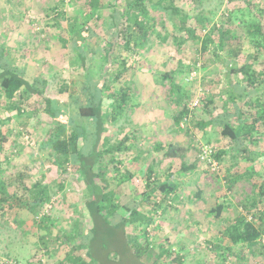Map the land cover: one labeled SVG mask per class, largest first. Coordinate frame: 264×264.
I'll list each match as a JSON object with an SVG mask.
<instances>
[{
  "label": "rangeland",
  "instance_id": "374dc122",
  "mask_svg": "<svg viewBox=\"0 0 264 264\" xmlns=\"http://www.w3.org/2000/svg\"><path fill=\"white\" fill-rule=\"evenodd\" d=\"M84 1L0 0V46L7 44L11 47V60L26 72L25 75L31 82L36 77L48 80L46 95L63 104H69L70 98L67 93H61L60 87L75 78L83 83L85 76L84 69L75 61V54L70 47L63 46L59 39L61 34L68 32V21L64 20L58 27L54 15L61 9L68 18L75 15L84 17L89 12L83 6ZM129 1L132 0L117 1L121 11ZM249 1L253 3L251 6H264V0H202V3L204 13L217 25H229L226 19L228 13L233 12L237 17L234 23L241 31L238 19L242 18L241 12L248 14ZM176 2L193 16L202 10L196 0ZM111 12V8L105 6L98 13L101 18L95 16L97 21L91 20L89 25L99 31L100 40L104 37V41L113 43L110 53L112 59L115 57L113 64H117L107 65L109 73L122 70V67L119 68L122 56L128 57L127 70L120 80L109 81L113 87L130 86L131 100L125 115L118 121L108 122L106 127L111 143L129 135L127 144L132 143L135 147L128 153L126 150L115 153L116 159H121L123 163H118L117 167L112 162L108 167L112 186L119 194V202L127 203L144 191L145 185L141 183L149 167L154 168L158 181L173 175L172 178L179 186L175 195L171 194L172 198H168L171 199L168 206L164 203L154 207L157 196L162 195L156 190L154 198L141 208L154 215V222L148 231L154 243V254L148 261L153 260L158 244L164 242L168 247L172 245L175 250L180 251L184 257L181 264H264L263 246L257 245L252 253L248 246L233 245L224 234L238 215L247 212L242 207L243 201L251 199L258 191L253 180H264V127L255 136L256 143L252 146L255 160L250 161L235 149V144L229 138L221 135L220 126L208 124L212 117L219 115L227 107L233 111V101L227 92L230 80L236 83L241 74L233 75L231 79L228 75L232 67V55L220 48L217 55L214 54L213 43L206 56L199 49L193 54L191 50L180 49L172 38L163 43L160 37L154 35L147 48L141 52L133 56V53L125 54L122 51L123 55L119 56L121 50L118 40L112 37L111 32L106 31L103 23ZM159 19H163V16ZM190 22L196 26L199 36L205 35L206 31L197 24L195 18ZM168 25V32L183 35V31L173 26V22ZM243 45L242 58L237 59L238 62L233 60L238 65L243 64L246 61L244 56L253 50L248 39ZM99 53L95 59L98 64H102L99 65L102 68L99 67L98 70L102 73L107 56L102 50ZM172 67L184 70L174 78L178 87L177 94L185 95L181 103L177 102L178 99L175 100L176 95L171 92L170 79L163 80V75ZM93 71L94 74L99 73L96 69ZM217 78L220 79L218 88L213 84ZM24 95L22 99L21 96L17 97V101L27 111L22 116L17 115L16 110H10L7 107L9 103L0 95V118L4 120L3 130L8 137L4 144L0 143V182L7 183L10 193L15 191V179L20 173L25 175L29 186L37 181L50 185L49 191L53 198L49 213L56 219L57 227L69 230L76 219L85 220V226L88 227L89 218L83 202V181L74 173L73 166L70 170L73 173L61 175L57 158L46 142L51 119L43 112L44 99H37L28 92ZM260 96L264 101V93ZM185 100L189 103L191 112L187 120L177 124L175 116ZM197 100L199 102L195 106ZM35 107L40 110L39 113L34 111ZM232 121L235 122L236 119ZM158 145L166 148L172 145L178 148V154L169 157L164 150L156 149ZM205 145H212L214 150L227 151L221 160H216L219 163L217 169L201 160L200 153ZM183 163H195L196 167L184 171L181 170ZM129 164L132 165L134 177L125 185H120L117 168L122 171ZM237 165H241L242 174L251 165L258 174L251 178L245 175L231 188L227 178L234 174ZM61 177H66L67 180L63 191L58 189ZM24 195L22 192L16 197L24 199ZM18 200L14 201L16 205L12 208L8 204L0 206V264H37L36 259L41 257L38 255V249L42 246L40 236L45 232L37 228L35 216L22 204L18 205ZM217 203H223L225 207L219 218L211 212V208ZM259 203L260 208H264V202L259 200ZM56 232L54 230V235ZM218 237L222 242L221 247L216 246ZM52 238L49 240L52 252L48 258L51 262L59 261L66 253V246L60 245L55 236ZM43 257L46 258L45 255Z\"/></svg>",
  "mask_w": 264,
  "mask_h": 264
},
{
  "label": "trees",
  "instance_id": "16d2710c",
  "mask_svg": "<svg viewBox=\"0 0 264 264\" xmlns=\"http://www.w3.org/2000/svg\"><path fill=\"white\" fill-rule=\"evenodd\" d=\"M117 1L85 0L83 6L85 9L88 8L89 12L84 17L75 15L68 18L61 9L54 15L58 27L64 20L68 21V32L61 34L59 39L63 46L70 47L76 56L75 61L84 69L83 83L75 78L60 87L61 93L68 94L69 104H63L58 99L47 96L48 80L36 77L31 82L26 77V72L11 60V47L7 44L0 46V95L9 103L7 107L12 111L16 110V114L22 116L27 111L25 106L17 101V97L21 96L22 99L27 92L36 96L37 99L43 97L45 102L43 112L51 119V129L46 142L57 158L61 175L71 173L73 166L74 173L83 181V202L87 209L89 226H85V220L76 219L69 230L59 229L56 219L49 213L53 198L49 191L50 185L37 181L33 186H29L25 175L20 173L15 179L17 183L13 182L15 191L10 193L7 183L0 182V206L8 204L12 208L16 205L14 201L19 198L17 204L25 206L35 216L37 228L45 232L40 236L42 246L38 249V255L41 257L36 259L37 264L182 263L184 257L180 251L175 250L172 245L168 247L164 242L158 244L153 260L148 261L154 254L152 253L154 243L148 232L154 222V215L141 210L145 203H149L154 198L153 193L156 190H159L162 195L157 196L154 207H159L164 203H166L165 206L171 204V199L168 198H172L170 195H175L179 188L172 178L173 175L163 181H158L154 175V168L149 167L141 183L145 185L144 191L124 204L119 202V194L113 188V181L108 175V167L112 162L117 167L118 163H123L121 159H116L115 153L123 150L128 153L135 148L134 144H127L129 135L116 143H111L106 124L118 121L125 115L131 100V87H113L109 79L120 80L127 70L128 57L125 55L123 57V52L136 55L147 48L154 35L160 37L163 43L172 38L179 44L180 49L191 50L193 54H196L199 49V52L206 56L213 43L215 45L214 54L217 55L220 48L226 49L232 55V67L228 75L231 79L233 75L241 74V78H237L236 83L230 80V90L228 89L227 92L233 101V111L227 107L225 111L212 117L208 124L220 126L221 135L229 138L244 158L250 161L255 160L252 146L256 143V134H259L264 127V101L260 99V94L264 93V6H251L252 1L248 2V14L241 12L242 18L238 19V26L242 27L240 31V27L238 29L237 24L234 23L237 17L231 11L226 19L229 25L213 23L204 13L202 0H196L202 10L195 16L182 9L176 0H132L127 2L123 11L118 7ZM105 6L111 8L112 12L103 23L106 31L111 32L112 37L117 38L121 50L119 56H122L119 65L122 70L111 73L106 67L111 63V65L117 64H113L115 57L112 59L110 53L113 43L104 41V37L100 40L99 31L89 25L91 20L97 21L95 16L101 18L98 13ZM161 16L163 19H159ZM192 18H195L197 24L206 31L205 35L197 34L196 26L190 22ZM169 22L179 27L183 35L168 32ZM246 39L253 50L244 56L246 61L238 65L233 60L237 61L242 58L243 43ZM101 50L106 52L105 56H107L105 70H101L102 73L98 71L99 65L102 64H98L95 59ZM93 69L99 73L94 74ZM183 72L182 68L172 67L163 75V80L170 79L172 82L171 92L176 95L175 100L178 99L179 103L185 95L177 94L178 87L174 78L176 74ZM213 84L218 88L220 79L217 78ZM240 101L243 103L240 104ZM34 111L40 112L36 107ZM190 112L189 103L187 104L185 100L183 107L175 116L177 124L187 120ZM233 119L236 121L233 122ZM3 125L4 120L0 118L1 144L8 140ZM156 149L164 150L169 157H175L178 154V148L172 145L168 148L158 145ZM226 152V150H214L212 156L215 160H221ZM195 167V163L189 165L183 163L181 170L187 171ZM241 169V165H237L234 174L227 178L231 188L238 184L245 175L251 178L258 174L253 165L244 174L241 173ZM117 171L118 174L120 173L117 178L120 185H125L134 177L131 164L126 165L122 171L117 168ZM61 179L62 182L58 184V189L63 191L67 180L66 177H61ZM253 184L258 191L252 195L251 199L243 201L242 207L247 212L238 215L224 232L233 245L248 246L252 253L255 252L254 247L257 245L264 247L262 241L264 208L259 206V200L264 202V180H253ZM22 192L25 194L24 199L16 197ZM224 208L223 203H217L211 208V212L219 218ZM54 230L57 231L55 235ZM53 236L60 245L66 246V253L59 261L51 262L48 258L52 252L49 240L53 239ZM216 246H222L220 237L217 238ZM29 264L32 263L29 262Z\"/></svg>",
  "mask_w": 264,
  "mask_h": 264
},
{
  "label": "built area",
  "instance_id": "2783aa9c",
  "mask_svg": "<svg viewBox=\"0 0 264 264\" xmlns=\"http://www.w3.org/2000/svg\"><path fill=\"white\" fill-rule=\"evenodd\" d=\"M198 102L199 101L197 100L194 105L196 106L198 104ZM213 151H214V148L212 145H205L201 150L200 156H201V160H203V161L205 160L206 162H208L212 165L213 169H217L219 167V163L212 156ZM48 207H50V205ZM262 241L264 242V237H263ZM44 261L45 260L43 259V262ZM16 264H22V263H16Z\"/></svg>",
  "mask_w": 264,
  "mask_h": 264
},
{
  "label": "crops",
  "instance_id": "0c3cea01",
  "mask_svg": "<svg viewBox=\"0 0 264 264\" xmlns=\"http://www.w3.org/2000/svg\"><path fill=\"white\" fill-rule=\"evenodd\" d=\"M225 210V209H224Z\"/></svg>",
  "mask_w": 264,
  "mask_h": 264
}]
</instances>
